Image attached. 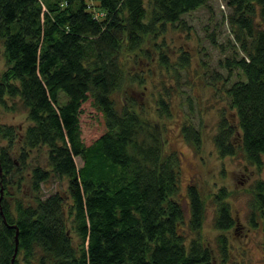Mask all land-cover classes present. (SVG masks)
<instances>
[{
    "label": "trees",
    "instance_id": "obj_1",
    "mask_svg": "<svg viewBox=\"0 0 264 264\" xmlns=\"http://www.w3.org/2000/svg\"><path fill=\"white\" fill-rule=\"evenodd\" d=\"M206 2L0 0V106L24 109L29 122L18 134L20 158L11 157L9 144L0 146L1 186L14 184L23 196L0 199V264L230 261L227 235L238 223L227 193L221 189L213 196L214 235L207 237L200 188L189 184L181 192L179 159L164 150L163 129L146 116L150 96L157 115L172 117L176 91L165 82L161 91L149 90L155 86L148 84L152 67L179 83V70L189 65L184 51L175 64L164 52L156 58L147 40L169 25L185 27L182 16ZM225 2L232 46L221 81L234 117L221 113L212 142L219 157L240 154L260 169L264 0ZM13 131L0 125V140ZM180 131L185 142L200 149L202 132L191 120L185 118ZM38 146L47 150L45 163L24 176L16 162L25 163V149ZM75 157L81 158L80 167ZM63 177L65 191L41 198L42 184ZM252 197L248 224L264 232L263 180L255 182Z\"/></svg>",
    "mask_w": 264,
    "mask_h": 264
},
{
    "label": "rangeland",
    "instance_id": "obj_2",
    "mask_svg": "<svg viewBox=\"0 0 264 264\" xmlns=\"http://www.w3.org/2000/svg\"><path fill=\"white\" fill-rule=\"evenodd\" d=\"M89 3L94 5V0H89ZM225 3V0H207L205 6L182 16L185 27L172 28L169 25L168 30L162 35L159 34L154 39L151 36L147 40V48L156 58L160 52H164L167 54L168 62L175 64L178 56L184 51L188 54L189 65L179 70V83L172 77H165L162 68L152 67L148 84L150 87L152 84L155 86L154 89L149 87V90L161 91V83L165 82L171 90L174 86L176 91L172 92L171 97L172 117L162 118L157 115L153 98L150 96L147 98L150 112L146 116L163 129L164 150L167 153L172 152L179 159L181 192L184 193L189 184H195L200 188L205 201L203 233L207 237L214 235L212 230L214 211L211 203L213 196L221 189L227 193L232 215L238 223V229L227 235L231 249L230 261L227 264L246 262L263 264L264 232L260 227H251L248 224V216L251 212L253 186L257 180L264 181V166L260 169L251 166L240 154L219 157L212 142L221 113L234 117L223 95L221 81L226 73L223 61L231 52L232 46L231 28L227 22L229 9ZM155 41L162 50L157 49ZM141 61L145 60L141 59ZM3 68L0 54V69ZM173 70L175 75L176 69ZM235 79V76L231 75L230 81ZM189 104L192 107L190 111ZM185 118L191 120L202 132V144L199 150L185 142L181 136V123ZM28 123L24 109L18 107L10 111L0 106V125H6L14 130L13 136L0 140V146L8 148L9 144L11 157L16 160L23 155L18 134L19 132L22 134ZM25 152H28L25 163L19 165L18 161L16 162L24 176L32 169L43 165L47 156V150L43 146L31 150L25 149ZM74 160L77 167L82 165L80 157H75ZM15 177L13 176V181ZM66 189L67 178H55L41 185L40 196L45 198ZM23 190L27 195L30 193L28 187ZM0 191H2L1 197L8 201L13 202L14 198L23 197L14 184L4 189L0 183ZM183 205L185 206V203Z\"/></svg>",
    "mask_w": 264,
    "mask_h": 264
},
{
    "label": "water",
    "instance_id": "obj_3",
    "mask_svg": "<svg viewBox=\"0 0 264 264\" xmlns=\"http://www.w3.org/2000/svg\"><path fill=\"white\" fill-rule=\"evenodd\" d=\"M0 192H1V194H0V199H1L2 191H0ZM0 214L2 215V211L1 210H0ZM13 227L16 229V231H15V253H16V251H17V244H18V230H17V227L16 226H13Z\"/></svg>",
    "mask_w": 264,
    "mask_h": 264
}]
</instances>
